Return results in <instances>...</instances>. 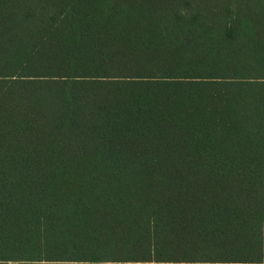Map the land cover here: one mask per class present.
<instances>
[{
  "label": "trees",
  "instance_id": "16d2710c",
  "mask_svg": "<svg viewBox=\"0 0 264 264\" xmlns=\"http://www.w3.org/2000/svg\"><path fill=\"white\" fill-rule=\"evenodd\" d=\"M264 264V0H0V264Z\"/></svg>",
  "mask_w": 264,
  "mask_h": 264
},
{
  "label": "rangeland",
  "instance_id": "374dc122",
  "mask_svg": "<svg viewBox=\"0 0 264 264\" xmlns=\"http://www.w3.org/2000/svg\"><path fill=\"white\" fill-rule=\"evenodd\" d=\"M11 264H14V263H11Z\"/></svg>",
  "mask_w": 264,
  "mask_h": 264
}]
</instances>
